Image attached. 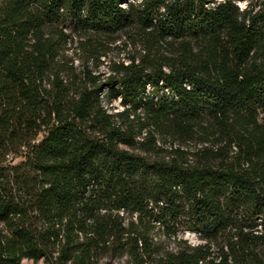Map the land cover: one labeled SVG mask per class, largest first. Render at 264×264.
Segmentation results:
<instances>
[{
  "label": "trees",
  "instance_id": "trees-1",
  "mask_svg": "<svg viewBox=\"0 0 264 264\" xmlns=\"http://www.w3.org/2000/svg\"><path fill=\"white\" fill-rule=\"evenodd\" d=\"M240 1L0 0V264H264V0ZM119 34L138 54L103 81Z\"/></svg>",
  "mask_w": 264,
  "mask_h": 264
},
{
  "label": "rangeland",
  "instance_id": "rangeland-1",
  "mask_svg": "<svg viewBox=\"0 0 264 264\" xmlns=\"http://www.w3.org/2000/svg\"><path fill=\"white\" fill-rule=\"evenodd\" d=\"M221 1V0H218ZM248 0H242L238 2V4L244 8ZM67 32L71 34V40L67 42V44L64 46L62 54H64L72 63H74V66L78 68V70L83 69V53L81 50L78 49V41L77 36H75V33L71 31V29H68ZM74 34V37H73ZM115 40L110 41L106 40V38H102V42L99 41L101 45H103L104 49L102 48L101 56L99 57V60L92 59L89 61L88 66L92 69L94 74H100L101 79L103 81L106 80V78L111 74V68L110 66L113 65L114 62H128L127 56L132 54H138L139 47H136L135 50L134 46L129 45L126 43V39L123 36L116 35L114 36ZM100 40V39H98ZM78 45V47H77ZM83 56V57H82ZM86 60V58H84ZM105 90V89H104ZM104 93L106 91H103ZM105 106L109 108H112L111 111L115 112L118 110H122L123 106L121 105V98H115L112 100H109L105 102ZM21 161V158L14 159V163H19ZM158 226H156L155 229V241L158 243L162 242V251H175L180 245L185 244H191V245H197L200 243H203L204 241L200 238V236L196 233L187 231V230H180L178 231L176 236L168 237L163 230H158ZM212 250H214V247H212ZM95 264H130L129 259L127 256L120 257L118 255H111V252L108 251L107 253L98 254L97 258H94ZM22 264H35L32 260L24 259L22 261ZM36 264H46L44 261L40 260Z\"/></svg>",
  "mask_w": 264,
  "mask_h": 264
}]
</instances>
